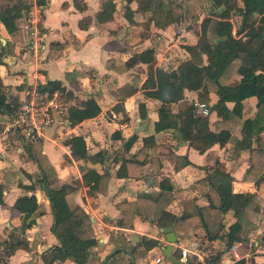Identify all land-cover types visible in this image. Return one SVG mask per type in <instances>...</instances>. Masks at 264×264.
I'll return each instance as SVG.
<instances>
[{
    "label": "crops",
    "instance_id": "1",
    "mask_svg": "<svg viewBox=\"0 0 264 264\" xmlns=\"http://www.w3.org/2000/svg\"><path fill=\"white\" fill-rule=\"evenodd\" d=\"M106 1L112 4L111 8H104ZM3 2L0 0V5ZM205 2L44 0L37 45L25 48L26 13L16 19V29L11 33L5 31L0 20V45H4L0 83L12 105L26 99L35 91L36 84L54 80L64 90L53 92L60 102L66 103L65 108L79 106L90 96L99 106L95 116L73 125L66 119L63 108L43 129L37 139L47 160L44 177L25 148L29 138L9 126L10 115L0 113V254L11 232L22 239L4 259L5 264H45L42 258H47L50 249L58 243L51 230L53 219L67 215L73 205L89 216L95 239L89 259L83 264H170L160 248L166 243L165 235L153 220L135 214L129 226H119L116 222L119 202L133 200L142 193L155 195L161 178L171 185V199L165 209L177 216H189L186 231L172 227L175 238L185 239L189 248L194 247L213 264H264V249L258 243L264 235V183L243 179L249 152L235 144L241 138L244 119L264 115V105L257 106L256 98L247 96L241 100L239 116L229 111L216 114L211 109L217 99L216 86L208 79H201L188 82L178 99L163 102L157 110L140 87L149 67H173L188 57L184 45L196 43L199 22L211 13V0L208 14L200 11ZM175 4L181 6V13L170 19L169 9ZM60 43L64 46L60 47ZM145 48L151 50V62L126 65L131 55ZM202 60L205 61L204 55ZM234 78L238 80L239 75ZM197 102L207 107V114L195 112ZM138 103L143 104L142 109H138ZM225 106L230 109L232 102L226 101ZM158 120L168 123V127L154 131L153 123ZM262 124L261 129L260 126L256 129L257 136L264 140V120ZM181 125L188 126L191 134L227 130L229 136L224 142L195 148L182 139L178 131ZM114 130L119 136L111 138ZM73 134L82 136L87 153L101 151L102 162L72 158L64 140ZM149 135L152 143L159 146L154 152L159 166L150 168L144 162L139 177H116L119 160L113 161L114 156L121 153L126 143L127 152L133 153L142 145V138ZM215 161L231 176L232 192L252 194L244 208L237 237L229 243L226 233L228 224L234 220L231 210L224 212L211 237L205 234L195 210L196 206L207 203L205 175ZM85 168L108 172L104 193L88 192L81 182ZM45 187L51 189L50 194ZM21 195L35 198L33 223L28 227H23L25 221L12 205ZM119 237L123 244H118ZM142 239H154L155 244L146 248L143 256L132 258L130 247ZM113 250L117 251L111 255ZM171 253L179 258L172 244ZM154 256L160 257L158 263L152 262ZM187 261L197 264L191 253ZM48 264L75 263L62 258Z\"/></svg>",
    "mask_w": 264,
    "mask_h": 264
},
{
    "label": "trees",
    "instance_id": "2",
    "mask_svg": "<svg viewBox=\"0 0 264 264\" xmlns=\"http://www.w3.org/2000/svg\"><path fill=\"white\" fill-rule=\"evenodd\" d=\"M202 2L204 0H196ZM107 2V1H106ZM29 2L26 0H4L0 5V20L7 33L16 29V19L28 9ZM222 10H216L217 7ZM112 7V4L105 3V9ZM211 13L201 18L199 22V33L197 41L192 45H184L188 53L186 59L180 60L175 66L161 68L158 66L149 67L146 71V78L141 84L142 93L153 101V107L161 109L163 102L174 101L181 96L182 88L191 81L208 79L215 86L217 99L211 105L216 114L231 112L236 116L240 115L241 100L247 96L256 98L257 106L264 105V0H211ZM233 12L239 16L238 24L232 32V24L228 20L229 13ZM170 19H175L181 13L179 4L169 9ZM207 32L212 37H207ZM216 38H219L217 40ZM60 47L64 43L59 44ZM4 53V45H0V56ZM205 56L203 62L202 56ZM152 60V53L149 48L131 55L126 60V65L141 61L149 63ZM233 60L245 66L244 73L239 75L238 82L234 85H224L218 82V77L225 67ZM254 66L251 69L247 68ZM258 70L257 73L255 71ZM37 92L52 93L54 90L64 92L58 81L46 80L44 83L36 84ZM10 98L3 91L0 83V113L12 115L16 106L10 103ZM226 101H231L232 106L227 109ZM143 104L138 103V109ZM66 119L73 125L82 119L95 116L99 112V106L90 96L83 100L79 106L68 105L65 108ZM210 111V110H209ZM264 115L255 114L252 118H245L241 126V138L236 141V147L247 148L249 152V165L243 174L245 180H255L264 183V140L257 136L259 129L263 126ZM1 126V124H0ZM168 127V123L160 120L153 123V130L158 131ZM178 131L183 140L195 148H202L215 141L224 142L229 132L219 130L212 132L206 130L201 134H191L189 127L181 125ZM25 148L29 157L36 163L38 169L43 172L47 160L41 152L40 142L31 135ZM119 136L114 130L110 133L111 138ZM142 145L133 153L127 152L128 143L123 145L121 153L114 156L113 161L119 160L115 170L116 177H139V170L144 162H148L150 168H157L159 162L154 155L159 146L152 143V136L142 138ZM68 145L72 158L82 161L102 162L101 151L92 154L87 153L84 140L81 135L73 134L64 140ZM253 144V145H252ZM109 174L106 170L97 172L93 168H85L81 173V182L88 189V192L96 191L104 193ZM42 176L38 180H41ZM208 187L205 191L207 203L196 206V215L199 223L208 237L216 228L220 218L225 211L231 210L234 220L228 224L226 239L227 243L236 239V233L240 227L244 208L251 199L252 194L246 192H232L230 188L231 176L225 172L219 162L215 161L213 167L205 175ZM31 187V185L26 186ZM155 195L142 193L136 195L133 200L121 201L117 205L120 208L119 219L116 221L119 226H129L135 214H143L154 221L157 227L171 225L174 229L186 231L190 225L189 216L175 215L165 209L171 199V185L166 178H161L157 183ZM50 188L45 187L47 194ZM13 207L22 215L25 221L23 227L33 223L31 214L35 210L36 203L33 195H21L14 199ZM51 230L57 239V245L50 249L47 258H42L45 264L55 259L69 258L75 264H83L89 259V249L95 243L90 220L78 205L69 208L67 215L54 217ZM22 239L12 232L7 236L3 251L0 254V264H5V258L12 252ZM123 239L119 237V243ZM155 244L154 239H142L130 247L129 252L132 258L144 255V250ZM117 250H113L111 255ZM178 251V250H177ZM185 264H189L188 261Z\"/></svg>",
    "mask_w": 264,
    "mask_h": 264
},
{
    "label": "built area",
    "instance_id": "3",
    "mask_svg": "<svg viewBox=\"0 0 264 264\" xmlns=\"http://www.w3.org/2000/svg\"><path fill=\"white\" fill-rule=\"evenodd\" d=\"M44 0H31L26 13V40L23 47H35L40 35V11L43 7ZM66 103L60 102L56 92L47 93L32 91L29 96L21 101L15 108L12 115L9 116V126L14 130L25 135H31L38 138L42 135L43 129L49 126L63 108ZM195 112L197 114H207V107L200 102L195 103ZM185 239L175 238L172 245L178 250L179 260L184 264L188 260L191 253L197 264H213L207 256L203 255L200 251L189 248ZM232 254V258L234 256ZM159 256L152 258L153 263H158ZM228 261V260H227Z\"/></svg>",
    "mask_w": 264,
    "mask_h": 264
},
{
    "label": "rangeland",
    "instance_id": "4",
    "mask_svg": "<svg viewBox=\"0 0 264 264\" xmlns=\"http://www.w3.org/2000/svg\"><path fill=\"white\" fill-rule=\"evenodd\" d=\"M206 4H203L201 6L200 11L204 14H208V10H209V6H210V0H206L205 2ZM217 10H219V12L222 10V7H217ZM210 14V13H209ZM228 20L230 21V23L232 24V26L234 27V29L232 28V30L234 31L238 21H239V16L236 14H233V12L229 13V17ZM207 37L211 38L212 37V33L211 32H207ZM244 68L245 66H242L238 63L235 62V60L231 61L223 70V72L220 74V76L218 77V82L221 83H225L226 85H234L238 82L237 78H234L235 75H240L242 73H244ZM236 79V80H235ZM9 130V129H8ZM253 239L250 241L252 243ZM259 243V248H263L264 249V235L259 239L258 241Z\"/></svg>",
    "mask_w": 264,
    "mask_h": 264
},
{
    "label": "water",
    "instance_id": "5",
    "mask_svg": "<svg viewBox=\"0 0 264 264\" xmlns=\"http://www.w3.org/2000/svg\"><path fill=\"white\" fill-rule=\"evenodd\" d=\"M219 40V38H216ZM258 70L255 71L257 73ZM159 231L162 232L165 235L166 243L162 245L160 248L162 250L163 256H165L166 260L170 264H183L178 258H176L172 253H171V244L175 241V234L173 232L172 226H164V227H159Z\"/></svg>",
    "mask_w": 264,
    "mask_h": 264
}]
</instances>
